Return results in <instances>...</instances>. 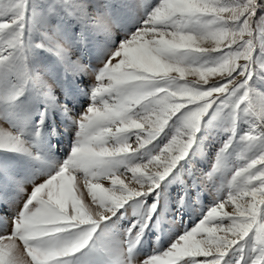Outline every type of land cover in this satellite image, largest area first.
<instances>
[{
  "label": "snow or ice",
  "instance_id": "1",
  "mask_svg": "<svg viewBox=\"0 0 264 264\" xmlns=\"http://www.w3.org/2000/svg\"><path fill=\"white\" fill-rule=\"evenodd\" d=\"M35 50L92 77L79 114L33 70ZM30 98L75 138L35 178L0 164V264H264V0H0V152L42 161ZM209 116L226 137L204 172L192 157ZM182 168L180 205L190 187L218 194L146 251L161 185Z\"/></svg>",
  "mask_w": 264,
  "mask_h": 264
},
{
  "label": "rangeland",
  "instance_id": "2",
  "mask_svg": "<svg viewBox=\"0 0 264 264\" xmlns=\"http://www.w3.org/2000/svg\"><path fill=\"white\" fill-rule=\"evenodd\" d=\"M128 2L134 3L135 0H128ZM131 15L129 12L126 18L122 16L121 22L124 26H131ZM79 55L81 52L74 48L73 58ZM90 59L93 66L99 63V56ZM31 61L33 70L52 86L51 91L56 98V103L68 104L71 101L70 106L75 114H79L84 107L88 106V97L80 94L79 90L86 88L91 83L92 77L87 75L73 76L62 63L43 50H35L31 53ZM70 93H75V96H70ZM254 103L258 106L259 101L256 100ZM45 107L48 109L47 113L42 115ZM20 109L30 113L33 125L39 119L44 120L35 147V150L42 155L43 160L35 161L19 154L0 152V164L5 165L20 179L25 176L35 178L47 169L48 163L60 161L67 155L75 138V125H72L64 113L58 111L51 104L45 105L43 101L37 103L30 98L20 105ZM206 121L200 133L198 147L192 157L195 167L204 172L211 170L212 164L215 162L216 150L220 147V142L226 137L219 121L213 120L211 116L207 117ZM0 127L6 128L7 125L0 122ZM234 163H236L235 158H231L227 167L230 168ZM186 173L187 168H182L176 175L169 177L162 183L158 214L153 217L154 223L151 224L152 234L147 235V238L141 241L144 250L151 251V248L157 244L166 247V240L180 229L191 227L217 196L218 193L214 187L207 190L190 187L187 189L190 196L185 198L183 205H180L178 196L181 194L184 185L179 183L177 177H184ZM224 175H227V171ZM220 178L222 179L223 176ZM188 183H191L190 180ZM151 202L152 197H149L147 203L150 204ZM130 214L131 210H129Z\"/></svg>",
  "mask_w": 264,
  "mask_h": 264
}]
</instances>
